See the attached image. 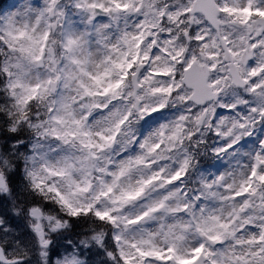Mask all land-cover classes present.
Wrapping results in <instances>:
<instances>
[{"label":"clouds","instance_id":"obj_1","mask_svg":"<svg viewBox=\"0 0 264 264\" xmlns=\"http://www.w3.org/2000/svg\"><path fill=\"white\" fill-rule=\"evenodd\" d=\"M257 9L0 0V264H264Z\"/></svg>","mask_w":264,"mask_h":264},{"label":"snow or ice","instance_id":"obj_2","mask_svg":"<svg viewBox=\"0 0 264 264\" xmlns=\"http://www.w3.org/2000/svg\"><path fill=\"white\" fill-rule=\"evenodd\" d=\"M243 12L251 15L252 12L249 8L242 10ZM259 15L264 16V10L257 9ZM131 67V65H129ZM203 251V246L191 249V251L184 255H176L173 248H167L163 251H149L144 252L141 249H137V252L144 257L154 256L160 264H198L199 258Z\"/></svg>","mask_w":264,"mask_h":264}]
</instances>
